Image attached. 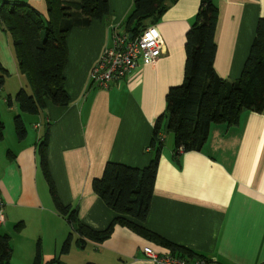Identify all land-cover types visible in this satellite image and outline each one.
I'll list each match as a JSON object with an SVG mask.
<instances>
[{"label":"crops","instance_id":"crops-1","mask_svg":"<svg viewBox=\"0 0 264 264\" xmlns=\"http://www.w3.org/2000/svg\"><path fill=\"white\" fill-rule=\"evenodd\" d=\"M1 1L23 2L45 16L48 13L46 0ZM134 3L109 0L108 17L70 31L65 68L69 105L49 102L31 114L37 119L25 116L37 134L27 129L20 138L15 120L11 122L15 132L10 130V143L0 151V195L6 217L0 233L10 237L11 264H33L38 241L43 262L55 260L51 264H154L145 256L146 246L189 260L264 264V111L245 110L237 124H213L201 150L178 156L174 134L167 129V94L184 81L186 37L201 0H176L162 15L145 20L146 27L156 25L163 41L155 63L140 58L130 74L108 88L90 77L105 49L113 46L115 30L128 33L124 23ZM215 4L219 9L215 70L224 79L236 80L264 17V0H215ZM1 74L5 78L0 89L9 92L3 98L9 111L21 117L29 114L12 101V92L20 83L27 89V83L11 36L0 24ZM160 116L164 148L149 213L144 221L124 216L147 233L116 221L104 241L81 236L76 222L58 211L42 167L40 144L46 133L48 167L60 201L76 209L77 220L104 231L121 214L106 205L93 182L103 176L108 162L149 165ZM3 124L0 143L7 139ZM173 246L178 250L173 252Z\"/></svg>","mask_w":264,"mask_h":264},{"label":"trees","instance_id":"trees-1","mask_svg":"<svg viewBox=\"0 0 264 264\" xmlns=\"http://www.w3.org/2000/svg\"><path fill=\"white\" fill-rule=\"evenodd\" d=\"M176 0H135L125 21L126 32L138 35L146 19L157 18ZM47 16L34 7L19 1L4 2L0 9V24L7 31L14 47L19 70L27 78L31 91L21 88L16 102L21 112L38 114L47 103L67 106L71 97L65 87V68L68 63V35L75 26H88L96 19L108 17L109 0H46ZM219 9L215 0H201L196 20L186 37L185 78L181 85L173 86L167 94L168 130L174 134L175 153L201 150L209 138L213 124H237L245 110L264 111V17L260 18L250 53L241 76L227 80L215 70L217 51L216 32ZM4 74L0 75V85ZM162 118L154 126L151 147L154 157L149 165L138 168L123 163L108 162L103 176L93 182L99 197L120 217L104 231H96L76 218V209L64 205L55 188L47 162V142L40 144L42 167L48 179L58 211L76 222V231L83 237L104 241L110 237L115 222L146 234L147 231L126 219L130 216L144 221L151 200L161 153L164 148ZM15 127L20 138L27 133L21 117H15ZM4 124L0 120V138ZM72 232L69 235L67 249ZM173 252L178 250L171 247ZM13 249L10 237L0 233V264H11ZM43 262V250L37 243L33 264Z\"/></svg>","mask_w":264,"mask_h":264},{"label":"built area","instance_id":"built-area-1","mask_svg":"<svg viewBox=\"0 0 264 264\" xmlns=\"http://www.w3.org/2000/svg\"><path fill=\"white\" fill-rule=\"evenodd\" d=\"M2 1L0 0V9ZM162 38L156 25L143 29L138 35L113 34V46L106 48L99 61L93 66L90 77L102 88L130 74L142 58L146 63H155L162 55ZM3 198L0 195V225L5 222ZM145 256L154 264H223L208 260H189L173 253H160L152 247L144 248Z\"/></svg>","mask_w":264,"mask_h":264},{"label":"rangeland","instance_id":"rangeland-1","mask_svg":"<svg viewBox=\"0 0 264 264\" xmlns=\"http://www.w3.org/2000/svg\"><path fill=\"white\" fill-rule=\"evenodd\" d=\"M149 22V21H148ZM10 65H11V63H9ZM26 77H24V80H25V83H27V90L30 92L31 91V89H30V86H29V83H28V80H27V78L25 79ZM21 85H23V84H21L20 83V86H19V88H18V90H17V92L16 93H13L12 92V99H14V100H12L14 103L16 102V99H15V97H16V94L20 91V88L22 87ZM3 91H1V89H0V120L1 121H3L4 123H5V125H6V129H5V134L7 135V139H6V143L5 142H2V143H0V151H3V147H8V145L7 144H9L10 143V140H11V138H9L8 136V134L10 133V130H12V128H13V133L15 132V128H14V124L12 125L11 124V122H13L14 121V118L17 116V114L18 113H11L10 111H9V107H10V105L7 103V102H5V99H3V98H8V93L9 92H3ZM5 94V95H4ZM3 97H2V96ZM4 100V101H3ZM22 115L24 114V113H21ZM25 116H30V117H32V118H34V119H37L34 115H31V114H24L22 117H23V120H24V122H25V124H26V127H27V129H28V131L29 132H31V131H34V133L35 134H37V132H38V130L37 129H34L33 128V124H32V122H29V120H27V118L25 117ZM167 126H168V124H167ZM168 129V128H167ZM163 131H164V128H163ZM73 231V230H72ZM71 231V232H72Z\"/></svg>","mask_w":264,"mask_h":264}]
</instances>
